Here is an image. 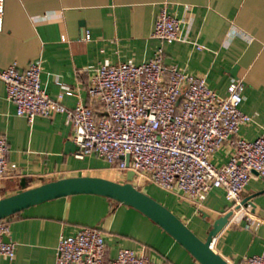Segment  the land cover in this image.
Segmentation results:
<instances>
[{
	"label": "crops",
	"instance_id": "0c3cea01",
	"mask_svg": "<svg viewBox=\"0 0 264 264\" xmlns=\"http://www.w3.org/2000/svg\"><path fill=\"white\" fill-rule=\"evenodd\" d=\"M162 7L181 20L179 39L170 43L151 36ZM160 45L165 64L203 76L207 86L222 97L232 80H242L240 110L251 115L252 122L240 127L238 135L252 140L261 133L264 0H4L0 70L12 63L23 70L39 60L43 91L51 98L64 91L61 102L68 108L92 106L87 85L93 67L104 62L141 64ZM0 136L8 147L0 198L19 192L21 179L25 188H31L64 177L95 176L89 174L92 171L107 170L105 176H98L110 180L113 176L108 163L94 154L77 158L76 151H65L72 131L63 115L36 116L32 121L17 116L1 80ZM225 152H217L219 163L227 159ZM165 197L167 202L161 204L202 240L215 219L232 212L211 244L228 263L241 264L245 256L264 255V176L250 175L238 209L231 208L220 188L211 190L199 205L179 194ZM246 210L258 220L249 228ZM5 221L9 227L5 238L14 243V257H0V264H53L59 236L84 226L102 232L110 259L119 248H145L156 264H200L148 217L103 196L59 197Z\"/></svg>",
	"mask_w": 264,
	"mask_h": 264
},
{
	"label": "built area",
	"instance_id": "2783aa9c",
	"mask_svg": "<svg viewBox=\"0 0 264 264\" xmlns=\"http://www.w3.org/2000/svg\"><path fill=\"white\" fill-rule=\"evenodd\" d=\"M3 14L4 0H0V31ZM180 22L162 7L151 36L161 43L176 41ZM88 38L85 33L84 39ZM40 73L39 60L23 70L15 63L0 70L16 115L28 121L63 115L78 147L77 158L94 154L124 179L131 170V183L139 190L153 185L199 205L211 190L220 188L231 208L238 209L250 175L264 176V128L252 140L238 135L240 127L252 122V116L240 110L244 89L240 79L232 80L222 97L207 86L203 76L165 64L160 45L141 64L104 62L93 67L87 85L92 106L68 108L61 102L64 91L56 98L43 91ZM222 149L227 159L219 163L217 152ZM7 150L0 136V179L8 171ZM246 220L248 228L258 223L248 210ZM8 232L5 218L1 219L0 257L11 260L14 243L4 240ZM106 252L102 232L84 226L59 236L53 264H156L145 248H119L112 259ZM241 264H264V255L245 256Z\"/></svg>",
	"mask_w": 264,
	"mask_h": 264
},
{
	"label": "water",
	"instance_id": "95a60500",
	"mask_svg": "<svg viewBox=\"0 0 264 264\" xmlns=\"http://www.w3.org/2000/svg\"><path fill=\"white\" fill-rule=\"evenodd\" d=\"M78 147L67 141L65 151L74 152ZM128 163V156H126ZM133 172L128 170L125 182L119 183L99 176H70L43 182L25 188L21 179V190L0 198V220L28 207L59 197L91 194L109 198L118 204L131 207L153 221L169 234L200 264H230L212 248V240L226 224L231 211L215 219L204 240L200 239L171 210L131 183ZM244 199L242 203L245 201ZM5 241L8 239L4 238Z\"/></svg>",
	"mask_w": 264,
	"mask_h": 264
},
{
	"label": "rangeland",
	"instance_id": "374dc122",
	"mask_svg": "<svg viewBox=\"0 0 264 264\" xmlns=\"http://www.w3.org/2000/svg\"><path fill=\"white\" fill-rule=\"evenodd\" d=\"M105 171H107V170H103V171H92V172H89V174H92V175H95V176H98V175L101 176V175H104ZM111 173L113 175V176H111V180L116 181V182H119V183L125 182V179L122 176L115 175L113 170L111 171ZM142 191L144 193L146 192V194H148L152 198L156 199L160 203L167 202V199H166L165 195L171 194V193H168L166 191H162V190H159L157 188H154V186H151V187H148L147 186L144 189H142ZM243 195H244V191L241 193V197Z\"/></svg>",
	"mask_w": 264,
	"mask_h": 264
}]
</instances>
